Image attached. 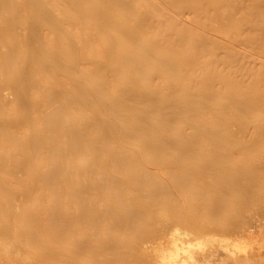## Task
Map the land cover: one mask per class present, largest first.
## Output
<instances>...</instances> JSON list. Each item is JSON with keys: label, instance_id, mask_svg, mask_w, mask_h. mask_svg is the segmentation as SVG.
Instances as JSON below:
<instances>
[{"label": "rangeland", "instance_id": "obj_1", "mask_svg": "<svg viewBox=\"0 0 264 264\" xmlns=\"http://www.w3.org/2000/svg\"><path fill=\"white\" fill-rule=\"evenodd\" d=\"M0 246L264 264V0H0Z\"/></svg>", "mask_w": 264, "mask_h": 264}, {"label": "bare ground", "instance_id": "obj_2", "mask_svg": "<svg viewBox=\"0 0 264 264\" xmlns=\"http://www.w3.org/2000/svg\"><path fill=\"white\" fill-rule=\"evenodd\" d=\"M82 19V18H81ZM81 19H78V21L80 22L81 21ZM159 22V21H158ZM82 23V22H81ZM83 23H84V21H83ZM82 23V24H83ZM48 25V24H47ZM30 29V28H29ZM44 30V29H43ZM42 31V30H41ZM40 31V32H41ZM128 34H131V33H128ZM99 48V47H98ZM127 52H129V51H127ZM140 52V51H139ZM129 54V53H128ZM132 54H134V52L132 53L131 51H130V54L129 55H127V56H130V55H132ZM140 54V53H139ZM139 54H137L136 56H139ZM134 55H132L131 57H133ZM125 57H126V55H125ZM135 57V56H134ZM133 59V58H132ZM136 59V58H135ZM42 64V63H41ZM135 65V64H134ZM44 67V66H43ZM74 67V66H73ZM136 68H137V65L135 66ZM141 67H144V66H141ZM140 68V66H138V68L137 69H139ZM144 68H146V67H144ZM69 69V68H68ZM143 69V68H142ZM70 70V69H69ZM83 93L85 94V96H87V98L89 97V95H88V91L86 90V91H79V90H77V99H79V96H81V98H82V95H83ZM89 93H90V91H89ZM22 100V99H21ZM130 100H128V99H120V98H115V99H113V100H109V103H111V104H113V103H123V102H129ZM104 103H105V101H104ZM105 122H103V124H104ZM106 127L108 128V129H111L112 127H113V125L111 124V122H107L106 124ZM146 125H144V124H142V122H138V123H133V125H132V129L135 131V132H142V131H144L145 129H146ZM131 129V128H130ZM132 130V131H133ZM133 131V132H134ZM130 132L131 131H129V134H130ZM6 222V221H5ZM4 223V222H3ZM7 225V224H6ZM248 226V225H247ZM251 226V225H250ZM7 227V226H6ZM246 231V230H245ZM220 240V239H219ZM215 241V240H214ZM224 241V240H223ZM220 242V241H219ZM218 242V243H219ZM235 243V242H234ZM233 244V243H232ZM234 245V244H233ZM232 245V246H233ZM237 245V244H236ZM238 246V245H237ZM239 246H240V244H239ZM0 248H1V246H0ZM235 248H236V246H235ZM243 248V247H242ZM242 248H240V250H242ZM237 249H239V248H237ZM192 264V263H191ZM194 264V263H193Z\"/></svg>", "mask_w": 264, "mask_h": 264}]
</instances>
